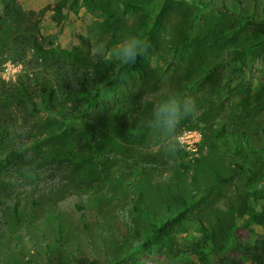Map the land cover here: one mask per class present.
I'll return each mask as SVG.
<instances>
[{"label":"rangeland","instance_id":"1","mask_svg":"<svg viewBox=\"0 0 264 264\" xmlns=\"http://www.w3.org/2000/svg\"><path fill=\"white\" fill-rule=\"evenodd\" d=\"M122 1L0 0V157L24 141L34 159L17 168L7 193L22 203L21 223L10 226V208L0 206V264H264V35L252 31L264 0ZM129 34L149 49L121 78L111 52ZM186 39L194 45L181 52L183 69L203 64L180 89L196 106L180 122L182 147L168 154L153 138L129 158L117 132L90 140L80 110L121 102L145 83L147 66H170ZM91 56L101 84L90 79ZM167 75L178 76L171 67ZM41 83L54 88L58 110L49 117L35 96ZM256 88L254 130L233 129L226 123L237 98ZM19 101L26 133L11 126L23 122ZM52 129L72 136L35 137ZM148 153L157 155L149 176V165L135 164ZM174 215L171 228L157 229Z\"/></svg>","mask_w":264,"mask_h":264},{"label":"trees","instance_id":"2","mask_svg":"<svg viewBox=\"0 0 264 264\" xmlns=\"http://www.w3.org/2000/svg\"><path fill=\"white\" fill-rule=\"evenodd\" d=\"M119 3L123 6H126L122 0H119ZM252 31L256 33H262L264 35V21L252 23ZM190 38L191 37L188 39ZM188 39H186L180 46H175L173 51L174 55H172V63L170 66L165 68H162L160 64L155 68L147 66L142 72L144 74L143 79L145 83L141 84L140 86L133 85L126 89V95L121 99V102L105 103L103 106H101V110L98 109V107H92L91 103H87V106L80 110L83 126L86 129V134L89 136L90 140L96 141L102 131H107L108 133L117 132L125 142V153L128 154L129 158L132 156L135 158L137 152L132 153V151L137 149L141 144H144L154 138L149 134V131L143 127V122L151 114L153 104L158 101L157 97L153 100H150L148 96L155 97L154 94L156 93L158 96L160 90L164 87L180 93V89L191 86V76H195L192 70H196L193 67L195 66L199 68V66L203 64V61L192 59L193 67L190 69L188 67L183 69L185 58L181 52L182 50L189 49L194 45L193 44L189 46V44L192 42ZM187 40L189 41V44L187 43ZM242 51L250 52L251 48H244ZM97 61V58L91 56L89 58L87 70L90 74V79L101 84L103 82L102 67ZM170 67L172 72L178 74L176 79H172L173 77H169L167 75ZM21 85H24V83H21ZM23 89H25V91H23L22 96L25 98V101H32V104L35 103L33 101L34 96L32 95L35 93H29L26 86H24ZM53 93V87H47L46 84L41 83L38 86V91H36L35 94L36 97L40 95L44 96L45 108L43 112L44 115L48 117L50 114H57L58 110ZM180 94L184 95L185 93ZM15 97L17 98L18 96L15 95ZM252 97H257V99L260 100L258 101L259 104H262L261 101H263V95L261 92L257 88L249 89L237 98V100H239V104H237V110L232 115V117H230L229 122L226 124L231 126L233 129L242 130V132L254 130L253 120L260 108L257 107V104H254L250 101ZM219 98L220 95L217 96V99ZM25 101H19L21 108H18L15 114V116L19 119L21 118L23 122L19 124L16 121L11 124V126H18V128L21 129L20 131L24 133H26L28 130L23 124L24 117L26 118L27 115L25 114L22 116V109H26L25 107H22L24 106L23 103ZM83 114H85L86 117H83ZM110 127H112V129H110ZM71 130L72 129H64L62 131H57L52 129L51 131L43 134H35V137L37 139H46L49 142L64 135L72 136ZM220 132L221 131H219L218 134ZM29 145H34V147L38 146L37 141H32V143ZM66 147V145H63L62 149L66 150ZM28 151L30 152L26 143L24 141H20V146L13 148L5 158L0 157V206H3L6 210L10 208L7 211H9V216L11 219L10 226L12 227L13 225L15 226V224L17 225L21 223L22 203L19 200H11L9 198V194L7 196V193L9 192V189L12 190L18 185V181L15 180L13 176L17 168H28L33 164L34 159L27 158ZM151 157L153 158L151 159ZM156 159V154L148 153L147 155H143V157L137 161L138 163L135 162V164H139V166L143 164V166H145L153 163L152 161ZM179 164L183 167H187L185 164L182 165L183 163L181 161H179ZM150 170H153V168L149 165V170L146 171L148 176L151 175ZM75 206L80 210L82 209L79 204H76ZM174 222H177V215L167 219V221L162 223L157 229L162 230L166 227L171 228L175 224ZM60 230H62V228H60ZM87 260L88 259L86 257H81L78 260V264H86Z\"/></svg>","mask_w":264,"mask_h":264},{"label":"clouds","instance_id":"3","mask_svg":"<svg viewBox=\"0 0 264 264\" xmlns=\"http://www.w3.org/2000/svg\"><path fill=\"white\" fill-rule=\"evenodd\" d=\"M149 42L136 34L127 35L111 52L114 70L121 78V69L136 62L138 55H146ZM161 99L153 104L150 116L143 122L166 153L174 154L182 145L178 138L180 122L193 116L196 110L193 98L164 87L160 90Z\"/></svg>","mask_w":264,"mask_h":264}]
</instances>
